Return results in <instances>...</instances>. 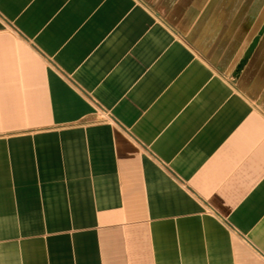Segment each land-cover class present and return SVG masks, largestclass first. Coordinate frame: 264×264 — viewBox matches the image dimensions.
<instances>
[{
    "label": "crops",
    "instance_id": "0c3cea01",
    "mask_svg": "<svg viewBox=\"0 0 264 264\" xmlns=\"http://www.w3.org/2000/svg\"><path fill=\"white\" fill-rule=\"evenodd\" d=\"M264 0H0V264H264Z\"/></svg>",
    "mask_w": 264,
    "mask_h": 264
},
{
    "label": "water",
    "instance_id": "95a60500",
    "mask_svg": "<svg viewBox=\"0 0 264 264\" xmlns=\"http://www.w3.org/2000/svg\"><path fill=\"white\" fill-rule=\"evenodd\" d=\"M264 34V23L262 25V27L260 28L258 34L253 38L251 44L249 45L248 49L246 50L243 58L240 60V62L238 63V65L236 66L234 72H233V78L237 79L241 72L243 71L245 65L247 64V62L249 61V59L251 58L255 48L257 47L261 37Z\"/></svg>",
    "mask_w": 264,
    "mask_h": 264
}]
</instances>
